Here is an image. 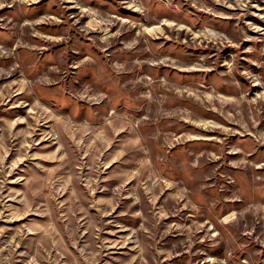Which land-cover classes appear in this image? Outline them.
Listing matches in <instances>:
<instances>
[{"label": "rangeland", "instance_id": "rangeland-1", "mask_svg": "<svg viewBox=\"0 0 264 264\" xmlns=\"http://www.w3.org/2000/svg\"><path fill=\"white\" fill-rule=\"evenodd\" d=\"M0 264H264V0H0Z\"/></svg>", "mask_w": 264, "mask_h": 264}]
</instances>
